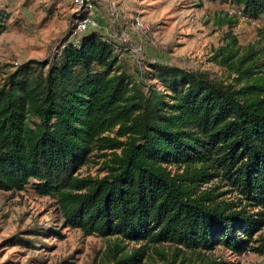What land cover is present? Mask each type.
I'll list each match as a JSON object with an SVG mask.
<instances>
[{
  "label": "trees",
  "instance_id": "16d2710c",
  "mask_svg": "<svg viewBox=\"0 0 264 264\" xmlns=\"http://www.w3.org/2000/svg\"><path fill=\"white\" fill-rule=\"evenodd\" d=\"M206 1L264 20V0ZM85 16L51 60L0 69V190L54 197L68 227L107 239L102 264H225L205 254L218 245L264 252L249 245L264 226V53L228 33L212 57L226 82L159 61L146 71L96 31L70 39ZM103 150L105 174L81 175Z\"/></svg>",
  "mask_w": 264,
  "mask_h": 264
},
{
  "label": "rangeland",
  "instance_id": "374dc122",
  "mask_svg": "<svg viewBox=\"0 0 264 264\" xmlns=\"http://www.w3.org/2000/svg\"><path fill=\"white\" fill-rule=\"evenodd\" d=\"M117 1L126 9L127 19L140 14L149 27L144 36L132 33L122 52V58L132 61L128 49L143 43L144 54L138 65L146 71L150 70L151 62L159 61L203 71L213 80L226 82L228 72L212 57L225 43L228 33L238 38L243 52L253 47L257 55L264 53V20L249 19L232 5L206 0ZM100 9L102 20L109 19L106 5L101 3ZM76 11L71 0H0L4 23L0 32V69L12 71L30 59L51 60L68 39ZM227 13L237 21L234 27L218 24V17ZM133 65L134 70L140 69ZM102 152L104 157L92 158L79 173L103 176L106 172L103 163L110 157V150ZM216 184L220 183L212 181L201 187ZM220 187L219 191H224L221 198L239 203L242 197L239 191L229 185ZM245 203L250 213L260 208L248 205L243 199L241 204ZM106 242V238L86 236L80 229L68 227L54 197L39 195L30 187L17 192L0 190V264H102ZM261 243H264V226L255 232L249 245ZM205 254L225 264H264V252L250 247L236 252L218 245ZM174 260V256L166 260L155 255L154 260L146 259L143 264H179Z\"/></svg>",
  "mask_w": 264,
  "mask_h": 264
},
{
  "label": "built area",
  "instance_id": "2783aa9c",
  "mask_svg": "<svg viewBox=\"0 0 264 264\" xmlns=\"http://www.w3.org/2000/svg\"><path fill=\"white\" fill-rule=\"evenodd\" d=\"M71 1L78 12H86V16L76 23L72 32L71 39L75 42H79L87 33L96 31L108 42L114 44L116 48H119L131 41L132 33L136 32L144 36L149 30L147 23L140 14H135L130 19H127L125 15L126 9L117 0ZM101 3L106 5V13H108L109 19H104L103 17L102 20ZM128 50H130V54L132 53L128 58H131L132 62L140 64L144 54L143 43L132 45Z\"/></svg>",
  "mask_w": 264,
  "mask_h": 264
}]
</instances>
